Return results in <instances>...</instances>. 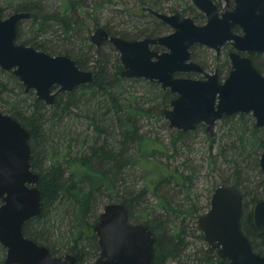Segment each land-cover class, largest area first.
Masks as SVG:
<instances>
[{
    "label": "trees",
    "instance_id": "obj_1",
    "mask_svg": "<svg viewBox=\"0 0 264 264\" xmlns=\"http://www.w3.org/2000/svg\"><path fill=\"white\" fill-rule=\"evenodd\" d=\"M55 1L56 6L49 4L50 0L3 1L14 13L30 14L24 24L17 25V43L52 56L70 57L84 71L91 65L94 73L92 82L60 93L54 104L47 106L33 91H23L24 86L12 72L0 68V105L3 113L29 132L31 170L39 176L41 211L25 222L23 235L46 247L54 257L72 255L75 264H87L85 249L95 254L99 247L96 236L85 235L83 229L96 223L102 206L116 203L126 208L130 223L152 231L151 264H228L206 244L197 222L204 215L199 214L196 200L200 171L188 155L202 133L208 142L210 172L216 173L212 192L227 186L240 193V229L252 250L263 256L264 235L255 231L251 209L264 200V179L259 167L264 129L255 127L250 114L223 116L216 124L219 132L212 137L202 125L187 132L170 128L163 112L173 99L171 93L158 84L132 79L142 82L147 94L144 98L125 99L122 87L131 81L122 77L119 58L112 62L103 50L106 45L113 48L103 43L97 51L89 42L91 31L101 26L97 11L109 0ZM134 1L158 12L164 9V0ZM3 8L0 7L1 18L5 15ZM191 9L189 6L188 11ZM143 15L140 19L145 18L144 21H136L123 30L108 24L102 28L108 35L125 40L153 37L164 30L162 22L150 14ZM251 58L264 75V55ZM211 61L220 68L226 65L219 58L212 57ZM16 88L22 95V104L6 98ZM151 115L165 122L167 144L144 132L141 122ZM78 120H84L86 127H80ZM176 160L179 162L174 163ZM137 178L144 183L139 186ZM150 197L154 198L153 203ZM64 219L68 220L65 228ZM192 219L194 227L189 224ZM4 251L0 245V264Z\"/></svg>",
    "mask_w": 264,
    "mask_h": 264
},
{
    "label": "water",
    "instance_id": "obj_2",
    "mask_svg": "<svg viewBox=\"0 0 264 264\" xmlns=\"http://www.w3.org/2000/svg\"><path fill=\"white\" fill-rule=\"evenodd\" d=\"M206 17L198 26L191 18L175 12L168 16L151 9L147 11L174 32L158 39L128 41L110 36L97 28L90 37L98 51L104 42L119 54L122 77L156 81L178 97L163 116L169 127L192 131L202 123L213 136L214 125L223 116L250 114L256 128L264 129V75L242 53L264 54V0H233L234 7L219 16L210 0H191ZM227 3L229 0H225ZM30 18L28 13L0 17V68L12 72L24 86L33 91L45 105L54 104L57 95L94 80L92 71L81 70L64 55L52 56L31 46L16 42L17 25ZM237 25L242 34H231ZM231 41L235 50L230 54L231 71L220 84L216 74L205 72L190 61V48L195 44L219 52ZM150 45L164 47L158 54ZM195 72L203 79L175 78V73ZM29 132L11 116L0 111V245L5 249L4 264H75L76 258L54 257L49 250L23 235L26 221L39 215L42 207L38 188L39 176L31 170ZM264 179V152L259 158ZM242 197L227 186L217 187L210 198L209 210L198 220L208 246L228 264H264V256L256 254L240 229ZM254 229L264 235V200L256 202L251 211ZM92 230L97 237L98 256L94 264H151L154 236L140 224H132L122 204L103 207Z\"/></svg>",
    "mask_w": 264,
    "mask_h": 264
},
{
    "label": "rangeland",
    "instance_id": "obj_3",
    "mask_svg": "<svg viewBox=\"0 0 264 264\" xmlns=\"http://www.w3.org/2000/svg\"><path fill=\"white\" fill-rule=\"evenodd\" d=\"M3 1L4 0H0V7H4L3 8V11H5L4 12L5 15L3 17V19H4V18L8 17L9 15L13 14L14 10L7 9L8 3L5 6V3ZM50 1L51 2L49 4L53 3L55 6L58 5V3L56 1H55L56 3H54V0H50ZM216 2L221 7L224 5L223 0H216ZM189 6H192L190 0H166V1L164 0L163 1L164 9L162 10V13L167 15V14H171L173 11H180L183 13L185 11L184 14L190 16L192 11L191 10L188 11ZM142 8H144V6H142L141 4L135 3L134 0H124L123 2L122 1L118 2L116 0L115 1L109 0V2L105 3L97 11V15H98L100 22H101L100 23L101 26L98 28H102V26L104 24H108V26H110L111 28L113 27L116 30H123V28H128V26L133 25V23H135L136 21H137L136 23L140 22V20L144 21L145 18L140 19V17L144 16L143 14H147V13H143ZM194 11L197 12V10H195V9H194ZM137 17H139V19ZM26 21L27 20H24V21H22V23L26 22ZM94 31H95L94 29L91 31L90 37L94 33ZM160 34H158V35H160ZM89 42L91 43L90 39H89ZM110 46L113 48V50L108 48L109 47L108 45L104 46L103 50L106 54H108V59H111V61L114 62L116 57L119 58V54L111 44H110ZM203 50L204 49H202V48L196 49L195 50V54H196L195 58L197 59L198 63L203 62L207 65L206 66L207 70H208L207 72H213L215 68H214V65L211 61V58L213 57L214 52H212L210 50H208V51H203ZM92 70H93L92 66L89 65V69L87 71H92ZM127 80L131 81L132 79H127ZM122 88L124 90V98L125 99L130 97V96H134L137 98H144L145 94H147V93H145V86L142 82H132L131 81V82H128L127 84L123 85ZM23 91H25V90L23 89ZM6 98H9L8 100H10V101H18V103H20V104H22V102H23L22 101V95L20 94V91L17 88L14 89L13 93H8ZM139 101L142 102V99H140ZM27 104L28 103L26 102V106H27ZM3 109H4V107L0 105V111L1 112H3ZM151 116H150L151 118H147L145 120L143 119V121L141 122V125L143 126L144 132H146L147 135L157 137V139L160 142H162L163 144H167L168 140H169V132L165 127V122L162 119H160L158 116H155V115H151ZM163 119L165 120L164 116H163ZM77 124L79 126L82 124L84 127H86V124H84V120H78ZM216 132H219V130L217 129V126H215V130H214L213 134ZM204 135L202 133L198 134V137L193 142L192 152L188 155L189 158H191V160H192V164L194 165V167H196V170L198 172L200 171L198 174V179L196 180V185H195L196 186V198H197L196 200H198V208H199V214L200 215L205 214L209 210L206 208V206L208 204V196H210V193L212 192V183H213V181H215V178H216V173L210 172V167H209L208 162H207L208 142L205 139ZM214 152H215V149L212 150V153H214ZM170 162H172V160H170ZM178 162H179L178 160L174 161V163H178ZM134 174L135 175L137 174L136 176H139L138 172H135ZM137 182H138L139 186L144 183V181L141 178H139V179L137 178ZM212 193H211V195H212ZM149 201L151 203H153L154 198L150 197ZM103 207L104 206L101 207L99 213L102 212ZM194 221H195L194 219H192L190 221V223H189L190 226L194 227ZM67 222H68V220H66V219L63 220V222H62L63 228H65V226H67ZM197 222H198V219H197ZM91 225H92L91 228H89L88 226L84 227L83 230H84L85 235H88V236L89 235H95L93 230H92V227L94 224H91ZM96 239H97V237H96ZM193 241L196 242L195 239H193ZM85 252H86L87 264H94V262L98 256L99 251L96 252L95 254H92L91 250L89 248H86ZM5 256H6V251H4V254L2 257L3 264H4ZM58 257H61V256H58Z\"/></svg>",
    "mask_w": 264,
    "mask_h": 264
},
{
    "label": "flooded vegetation",
    "instance_id": "obj_4",
    "mask_svg": "<svg viewBox=\"0 0 264 264\" xmlns=\"http://www.w3.org/2000/svg\"><path fill=\"white\" fill-rule=\"evenodd\" d=\"M191 1V0H190ZM216 7H217V10H218V14H219V16H221L224 12H225V8H226V10L227 11H231L232 9H233V7H234V1L233 0H229V2L227 3L225 0H223V2H224V5L221 7L217 2H216V0H210ZM191 4H192V8L193 9H191V15L189 16V15H185L184 13H185V11H184V13L183 12H180V11H173L171 14H167L168 16H171V15H173L175 12H178V13H180L183 17H188V18H191L193 21H194V23L196 24V25H198V26H203V25H205L206 24V17H205V15L201 12V11H199L194 5H193V3H192V1H191ZM147 9H150V8H146V7H144V8H142V12L143 13H147V14H150L148 11H147ZM194 9L195 10H197V12H195L194 11ZM151 10H153V9H151ZM153 11H156V10H153ZM156 12H158V11H156ZM158 13H161V14H164V13H162V12H158ZM151 16H153L154 18H156L154 15H152V14H150ZM164 15H166V14H164ZM200 15H202L203 17H201L200 18ZM158 21H160L158 18H156ZM160 22H162V21H160ZM163 23V22H162ZM164 24V30L161 32V34L160 35H156V36H153V37H148V36H143V37H139L138 39H134V40H128V41H138V40H144V39H158V38H161V37H164V36H168V35H170V34H172L175 30H174V28L173 27H171V26H169V25H167V24H165V23H163ZM230 32H231V34H235V35H241L242 34V30H241V28L239 27V26H237V25H234L231 29H230ZM111 36V35H110ZM104 43H108V42H104ZM109 44V43H108ZM96 48V47H95ZM198 48H202V49H204L203 51H208V50H210V51H212V52H214V55H213V57H215V58H219L221 61H224L225 63H226V65H225V67H223V68H220L218 65H216V64H213L214 65V71L213 72H207L208 70H207V65L205 64V63H203V62H200V63H198L197 62V59L196 58H193V55L195 54V50L196 49H198ZM149 50L150 51H152V52H156V53H158V54H163V53H166L167 52V50L164 48V47H162V46H159V45H150L149 46ZM190 53H191V59H190V61H192V62H194V63H196V64H198L205 72H207V73H209V74H216L217 75V79H218V82L220 83V84H222V83H224V81H225V79L227 78V76H228V74L230 73V71H231V68H232V65H231V61H230V58H229V56H230V54H232L233 52H235V50H234V48H233V46H232V42L231 41H226L221 47H220V49H219V52H216L215 50H213V49H210V48H208V47H206V46H202V45H199V44H195L194 46H192L190 49ZM194 50V51H193ZM257 54H261V55H264V54H262V53H256V52H249V53H242L241 55L243 56V57H248L249 59H251V61H252V64H253V66L255 67V65H254V63H253V60H252V58H251V56H254V55H257ZM194 56H196V54L194 55ZM119 61H120V59H119ZM120 64H121V62H120ZM204 65V66H203ZM121 66H122V64H121ZM256 68V67H255ZM123 71V67H122V70H121V72ZM174 77L175 78H186V79H192V80H200V79H203L204 78V76L202 75V74H199V73H195V72H188V73H175L174 74ZM134 79H143V78H134ZM143 80H145V81H147V82H150V83H155V84H158L159 86H160V88H161V85L159 84V83H157L156 81H148V80H146V79H143ZM162 89V88H161ZM162 90H164V89H162ZM166 90H168V89H165V91ZM169 91V90H168ZM170 92V91H169ZM171 93V92H170ZM171 95L173 96V99L170 101V105H169V108L168 109H166V110H170L172 107H171V103H172V101H174L175 99H177V95L176 94H172L171 93ZM165 111V110H164ZM221 120V119H220ZM219 120V121H220ZM219 121H217L216 123H215V125H214V130H215V126H216V124L219 122ZM169 125V124H168ZM198 125H202V126H204L205 127V130H206V126L204 125V124H202V123H200V124H198ZM197 125V126H198ZM264 256V255H263Z\"/></svg>",
    "mask_w": 264,
    "mask_h": 264
}]
</instances>
